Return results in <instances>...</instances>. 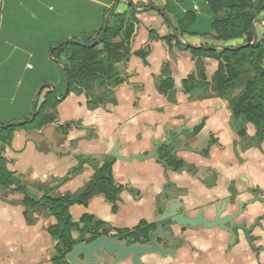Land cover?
<instances>
[{"label":"crops","instance_id":"0c3cea01","mask_svg":"<svg viewBox=\"0 0 264 264\" xmlns=\"http://www.w3.org/2000/svg\"><path fill=\"white\" fill-rule=\"evenodd\" d=\"M109 1L67 0L66 5H59L54 0H0V123H16L32 115L39 88L61 78L48 47L98 29L103 22L102 7ZM147 1L132 0L135 5ZM84 5L94 7L93 11ZM137 15L132 54L118 64L120 82L69 93L50 109L55 121L40 130L13 124L17 127L5 152L0 142L8 169L31 196L41 198L47 192H77L105 162L113 161L114 180L124 187L118 210L114 212L101 195L88 205L70 207L74 221L91 214L109 232L118 233L143 221L151 223L176 199L182 200L190 214L204 208L212 217L214 207L230 192L238 201L251 203L245 214L250 222L264 215V140L258 145H241L230 103L218 95L212 82L219 61L196 56L175 42L169 46L163 37L171 27L159 11ZM262 19L256 24L259 38L264 34ZM184 41L197 46L218 44L211 36H185ZM138 50H148L146 59L135 54ZM166 63L174 87L163 93L159 85L166 77L162 72ZM192 74L197 85L188 91L183 82ZM68 123L72 125L67 131L60 128ZM247 132L252 140L253 124H247ZM158 145V157L128 161L114 156L116 146L119 156L130 157L149 155ZM167 152L182 160L183 166L167 165L161 157ZM23 199L15 185L0 187V264H56L58 240L48 228L54 218L42 208L28 219ZM187 235V245L178 256L149 253L142 259L157 264H264V222L250 237L237 234L233 243L230 234ZM96 255L99 259L92 262L78 255V264H111L115 257L105 249H97ZM115 264L132 262L128 258Z\"/></svg>","mask_w":264,"mask_h":264},{"label":"trees","instance_id":"16d2710c","mask_svg":"<svg viewBox=\"0 0 264 264\" xmlns=\"http://www.w3.org/2000/svg\"><path fill=\"white\" fill-rule=\"evenodd\" d=\"M114 1L117 0L109 2ZM126 5L131 8L129 3ZM121 6L122 4H119L112 14L106 33L96 45L88 46L101 33L104 21L97 30L82 31L72 36V39L83 44L66 42L55 47L68 39L64 38L48 47V52L53 50L54 59L67 64L70 79L68 94L88 92L95 84L108 86L120 82L118 64L128 60L132 54L131 41L139 22L137 12L130 14L128 11H121ZM161 6L171 16L183 40L185 36H211L218 44L226 46L251 43L254 39V22L264 17V0H164ZM109 10L110 8L105 7L103 16ZM166 23L168 24L167 20ZM151 34L152 37L155 36L154 32ZM163 39L169 46L175 42L177 46L191 50L196 56H207L219 61L212 82L218 95L230 103L233 126L240 137L245 139L248 137L247 124H253L256 132L252 140L256 145L260 144L264 140V34L256 44L236 50L189 48L177 40L172 30ZM232 41L238 43L233 45ZM148 50H138L135 54L146 59ZM54 59L52 61L56 64L61 78L53 83L58 95L62 96L66 83L65 69ZM162 72L166 77L161 79L159 89L167 93L174 87L169 64L164 65ZM201 75L204 78V72H201ZM247 75L249 77L245 78ZM196 81V75L192 74L184 80L183 86L190 91L197 85ZM239 88L240 91L236 93ZM58 103L59 99L54 91L49 89L38 106L34 120L20 126L28 130H40L53 123L55 115L50 109H55ZM30 118L31 114L25 119ZM71 125L68 123L60 128L67 131ZM16 127L17 125H10L0 128L3 152L11 145ZM161 157L172 168L183 166V161L171 157L170 152L161 153ZM112 166L113 161L105 162L92 179L75 193L53 195L47 192L41 198H36L28 193L26 185L18 181L15 173L8 169L7 159L0 153V187L8 189L16 186V190L24 196L25 214L30 220L34 212L46 209L48 215L54 218V222L48 225L49 231L58 240L57 254L53 257V262L69 264L66 255L72 251L75 244L91 242L110 231L103 221L95 219L91 214H85L80 221H74L70 207L75 204L88 205L93 197L101 195L112 204V210L117 211L124 187L115 182ZM150 228L151 224L143 221L136 227L117 231L120 240L127 244H148ZM74 232L78 235L74 236Z\"/></svg>","mask_w":264,"mask_h":264},{"label":"water","instance_id":"95a60500","mask_svg":"<svg viewBox=\"0 0 264 264\" xmlns=\"http://www.w3.org/2000/svg\"><path fill=\"white\" fill-rule=\"evenodd\" d=\"M121 1H127L137 13L146 12V11H149L152 9L159 11L167 20L169 26L172 29L173 34L177 38V40L189 48H192V47L200 48V47H202L204 49L219 48V49L236 50V49H240L241 47L248 46V45H254L257 43V41L259 39V35H258L257 29H256V24L263 22V19H261V18L257 19L254 22V39L251 43L240 44V45H235V46H226L223 44H206V45H202V46H200V45L196 46V45H193L191 43L184 41L180 37V34L178 32L177 27L175 26L174 22L172 21L170 15L165 11V9L162 6H159L157 4H153V5L148 6V7L138 8L134 4V2H132V0H117L115 2V4L112 6L111 10L109 11L108 16L106 17L105 24L103 26L101 33L97 36V38L93 42L88 44V46L96 45L103 38V36L106 33V30L109 26L111 16L115 12V10L117 9V7ZM66 42L81 43L75 39H66V40L61 41L55 47H59L60 45L66 43ZM81 44H83V43H81ZM50 57H51V59H54L53 58V50L50 51ZM54 60H56V59H54ZM56 61L59 62L65 69L66 83H65V89H64L63 95L58 96V93H57L53 83H51V82L44 83L39 88L37 96L35 98L31 118L29 120H20L16 123L0 124V128L8 127V126L13 125V124L23 125L28 121H30V122L33 121L37 115L41 93H42L43 89L47 86L50 87L54 91L55 95L58 97L59 100L65 98L68 95L70 79H69V75H68L67 64L65 62H62V61H58V60H56ZM160 147H161V145L156 146L154 149V152H152L151 154L146 155V156H141L139 154H132L130 157H121L118 155V152H117L118 147L116 146V152L114 153V156L116 158L128 160V161H131L134 158H136V159L153 158V157H158V151H159ZM240 205H241L240 211L237 213L236 216L241 214L244 202L240 201ZM169 217H171L174 221H177L178 223L191 224L193 226H195L199 223H204L206 226H213L216 224H222L223 225L224 221H225V219H221L219 217H217L215 221H208L202 215L201 210H200L199 216L197 218H188V217L186 218V217L182 216L181 214H178L175 211V208L173 207V205L171 206V208L169 207V210L166 211L164 214H162V216L160 217V219L162 221L161 225ZM233 224H234V222H233ZM237 227H240V226L237 224ZM241 227H245V226L241 225ZM232 235H233V238H232V243H233L235 241L236 234H232ZM246 235H247V237H250V234H246ZM97 249H105L108 253L115 254V257L112 259L111 264H115L119 261H123V260H126L128 258L131 259L132 264H153V263L145 262L142 259V256L145 254H149L151 252H157V251L160 252L161 256H163V257H166L168 253L174 254V252L172 250L164 249L163 247L159 246L155 242L153 234H149V243L148 244H138V243L137 244H134V243L127 244L124 241L120 240V237H119L117 232H109L107 234H103V235L98 236L95 240H93L91 242L83 241V242H79V243L75 244L73 246L72 251L66 255V259L68 260V262L70 264H78V260H77L78 255L84 254L87 256L88 262L97 261L99 259L98 256L96 255Z\"/></svg>","mask_w":264,"mask_h":264},{"label":"flooded vegetation","instance_id":"af4514ba","mask_svg":"<svg viewBox=\"0 0 264 264\" xmlns=\"http://www.w3.org/2000/svg\"><path fill=\"white\" fill-rule=\"evenodd\" d=\"M241 202H244L242 212L240 215L236 216L240 211L241 205L240 201L237 200L236 195L230 192L227 197L223 198L221 202H219L214 207V214L212 217H209L206 214L204 208L198 209L196 214L194 215L190 214L183 206L182 200L176 199L169 205V207L171 208V206L173 205L175 211L178 214H181L186 218H197L201 210L202 215L208 221H215L216 218L219 217L221 219H225L224 224L206 226L204 223H199L193 226L191 224L178 223L177 221H174L171 217H169L161 225L162 221L160 217L162 216V214L169 210V207H167L165 211L159 212L156 219L150 223L151 228L149 230V234H153L154 240L159 246L163 247L164 249L172 250L174 252V254L168 253L165 258L178 256L179 250L183 246L187 245V234H230V240L232 242V234H236V236L237 234H254L255 228L262 227L264 222V215L261 214L255 216L253 221L250 222L245 214L248 210L249 204L251 203L248 201ZM236 205L238 206L237 209ZM237 224L240 227H237ZM241 225H244L245 227H241ZM151 253L163 257L158 251Z\"/></svg>","mask_w":264,"mask_h":264},{"label":"rangeland","instance_id":"374dc122","mask_svg":"<svg viewBox=\"0 0 264 264\" xmlns=\"http://www.w3.org/2000/svg\"><path fill=\"white\" fill-rule=\"evenodd\" d=\"M55 1V3L56 4H59V5H63V4H65V3H67V0H54ZM100 1V0H99ZM115 2L116 1H114L113 3H108L107 5L108 6H103L102 7V5H101V7L104 9L105 7L106 8H110V10H111V8H112V6L115 4ZM126 3H128L127 1H121L119 4H122V6L120 7V10L121 11H128L130 14H132L133 13V11H135L133 8H132V6H131V8H129V7H127V5H126ZM160 3V4H159ZM71 4H72V2H71ZM93 4H94V2H93ZM153 4H157V5H159V6H161L162 4H163V2H162V4H161V1L160 0H154V1H151V0H148L146 3H144V2H142V3H138L137 5H136V7H138V8H144V7H148V6H151V5H153ZM42 5H45V3L44 2H42ZM66 5V4H65ZM78 7H81L82 8V5L79 3V2H77V4H76ZM93 6H95V5H93ZM83 8H85L88 12H90V11H93V8L94 7H90V6H88V5H84V7ZM118 8V7H117ZM52 9H54V6H52ZM109 10V11H110ZM109 11L106 13V14H104V16H103V21H104V24H105V20H106V17L108 16V14H109ZM116 11V10H115ZM136 12V11H135ZM104 13V12H103ZM138 14V13H137ZM112 17V16H111ZM171 17V16H170ZM172 19V18H171ZM173 21V20H172ZM103 23V22H102ZM95 30H97V29H95ZM172 30V29H171ZM91 32V31H90ZM79 34V33H78ZM77 35V34H76ZM186 42H188V41H186ZM249 77V75H247V76H245V78H248ZM49 89H51L50 87H48V88H46L44 91H43V95H42V97L44 98V96H45V94H46V92L49 90ZM240 91V88L239 89H237V91H236V93L237 92H239ZM43 100V99H42ZM251 144H254V142H253V140H250V139H248V138H242L241 139V145L244 147H248L249 145H251ZM169 190H173L172 188H168ZM253 189L254 190H259L260 191V188L258 187V186H254L253 187ZM81 258H84V256L83 257H81Z\"/></svg>","mask_w":264,"mask_h":264},{"label":"built area","instance_id":"2783aa9c","mask_svg":"<svg viewBox=\"0 0 264 264\" xmlns=\"http://www.w3.org/2000/svg\"><path fill=\"white\" fill-rule=\"evenodd\" d=\"M52 8V7H51Z\"/></svg>","mask_w":264,"mask_h":264}]
</instances>
